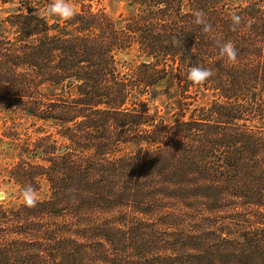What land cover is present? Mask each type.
I'll return each mask as SVG.
<instances>
[{
    "label": "trees",
    "instance_id": "16d2710c",
    "mask_svg": "<svg viewBox=\"0 0 264 264\" xmlns=\"http://www.w3.org/2000/svg\"><path fill=\"white\" fill-rule=\"evenodd\" d=\"M94 1L53 23L52 0H0V124L58 136L4 133L0 264H264V0H128L120 18ZM132 50L143 61L121 73ZM193 65L213 76L194 85ZM169 80L189 117L151 114Z\"/></svg>",
    "mask_w": 264,
    "mask_h": 264
},
{
    "label": "rangeland",
    "instance_id": "374dc122",
    "mask_svg": "<svg viewBox=\"0 0 264 264\" xmlns=\"http://www.w3.org/2000/svg\"><path fill=\"white\" fill-rule=\"evenodd\" d=\"M78 0H69V3L72 4L75 12L80 9L82 6L81 4L77 3ZM88 3L85 2V5ZM8 6H4L3 9L1 8L2 13H0V18L3 19L6 17V10L8 9ZM94 9H103L105 10L110 16L113 18H120L124 15H129L132 12L129 9L128 6V0H95ZM51 22L61 21L59 19L50 17ZM143 61V58L140 57L137 50H132L129 52L121 53L119 56V70L121 73H128L130 70L134 69L137 65H139ZM172 80H169L165 82L161 89L163 90H169L171 92H168L167 94L160 95L157 99H152L148 102V108L154 116L158 117H166V118H172L174 114L186 115L189 117L191 115V109H186V107L183 105V101L176 97L175 88L171 86ZM212 101V97L208 94L201 93L198 98L197 105H207ZM43 123L41 122H35L33 119L29 117H25L23 119H19V121L16 123L17 127H3L2 123L0 124V137L4 139L5 145L2 147L3 154L0 156V181L2 182L5 178V171L4 169L7 163L10 162V160L5 156V153L9 151V145L8 143H11V141L4 137V133L9 128H14L18 131L20 134V137L23 139L26 138H36L39 136H43L44 132H48L53 134L54 136H57V131L54 127H42ZM8 126H12V123H9ZM7 158V159H6ZM11 188V185H4V187L0 188V192L4 193V197L6 198V191H8ZM2 200H8L7 199ZM1 201V200H0ZM19 202V201H16Z\"/></svg>",
    "mask_w": 264,
    "mask_h": 264
},
{
    "label": "clouds",
    "instance_id": "9594fccd",
    "mask_svg": "<svg viewBox=\"0 0 264 264\" xmlns=\"http://www.w3.org/2000/svg\"><path fill=\"white\" fill-rule=\"evenodd\" d=\"M46 14L49 17L59 19L61 21H69L75 16V10L69 0H52V2L46 8ZM194 23L202 26V31L205 34L213 33L214 29L211 23L206 18V14L203 11H194ZM231 30L237 31L242 24V17L237 13L231 14ZM215 43L219 47L220 55L226 59L228 63H235L238 60V50L232 41L222 42L220 39H216ZM213 72L209 68H205L200 65H193L188 70V80L194 85H203L207 83ZM4 193L0 192V200L4 199ZM20 198L24 205L28 208H35L39 203V196L36 189L31 185H25L21 191Z\"/></svg>",
    "mask_w": 264,
    "mask_h": 264
}]
</instances>
